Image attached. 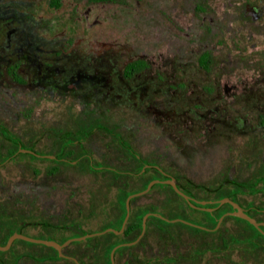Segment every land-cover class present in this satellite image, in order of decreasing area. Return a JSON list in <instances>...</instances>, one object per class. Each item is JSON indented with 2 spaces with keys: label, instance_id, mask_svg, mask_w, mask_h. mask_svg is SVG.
I'll return each instance as SVG.
<instances>
[{
  "label": "rangeland",
  "instance_id": "rangeland-1",
  "mask_svg": "<svg viewBox=\"0 0 264 264\" xmlns=\"http://www.w3.org/2000/svg\"><path fill=\"white\" fill-rule=\"evenodd\" d=\"M175 1L178 16L187 18L194 11V17L203 15L213 19L215 24H210L212 30H206L204 35L208 44L215 45L217 51L211 72L205 74L196 68L179 70L180 81L187 83L185 87L177 89L181 95L205 99L207 91L204 86L215 75L212 73L214 69L220 65L227 77L233 78L238 67L259 69L261 76H264V8L263 18L257 22H239L247 4L264 6V0ZM163 10L170 11L169 8ZM219 17L225 18L221 32L215 29ZM252 94L264 97V87L253 90ZM74 96L68 93L62 99H19L14 105L0 107V123L5 124L19 138L23 149L43 156L42 159H32L24 153L16 154L2 164L8 149L13 148L0 136V241L11 229L34 238L49 235L57 239H63L69 234L98 232L105 224L117 223L115 217L119 210L118 201L122 197L119 189L138 190L149 180L147 174H138L132 159L116 139L104 132H96L84 138L80 146L68 148L73 153L60 164L44 157L51 155L54 159L59 146L67 141L66 136L71 133L70 140L76 141L84 136L86 125L78 126L79 109ZM241 104L243 112H248L250 116L246 117L245 125L240 119L236 123L227 120L224 128L226 144L235 149L232 141L236 130L246 133L245 130L250 127L256 131L253 136L243 135V150L248 151L254 147L255 151L264 150V104ZM107 107L108 112L105 108L101 109L99 123L129 141L134 152L140 156H154L158 150L155 137L150 134L148 138H143L138 131L128 129L132 114L127 108L117 105ZM190 108L193 109L192 106ZM181 114L191 118V115L187 116L182 111ZM172 123L171 119L163 120L165 134L172 129L185 130L181 122L175 127H172ZM185 138L182 137L183 144ZM166 141L159 150L162 157L159 160L154 157L151 159L158 161L171 175L179 178L180 186L198 201L214 196L211 192L216 186L214 183L220 175L226 176L229 170L224 165L223 152L220 150L217 158L213 159L212 152L215 150L211 143L197 147L184 146L179 151L168 147ZM228 155L232 156L229 152ZM213 160H217L215 165ZM209 162L214 166L209 167ZM54 167L57 168L55 171ZM107 169L131 174L132 177L114 181L106 172ZM234 170L239 171L236 168ZM253 171L245 170L243 178ZM234 177L238 179V173ZM235 201L253 218L264 223L262 195L237 196ZM148 206H153L155 211L168 217L186 221L187 226L206 232H195L180 222H166L162 219L152 221L146 225L147 232L142 235L137 246L116 254L114 264H142L147 259H153V264H264V226L261 230L253 229L242 219L224 216L216 231L210 230L203 226L206 224L205 214L187 207L167 188L157 186L145 195L136 197L131 204L133 209ZM98 237L91 241L85 239L72 242L68 250L82 252L83 255H78L79 260L81 264H88L91 248L101 241ZM14 242L31 250H48V247L41 244L19 239Z\"/></svg>",
  "mask_w": 264,
  "mask_h": 264
},
{
  "label": "flooded vegetation",
  "instance_id": "flooded-vegetation-1",
  "mask_svg": "<svg viewBox=\"0 0 264 264\" xmlns=\"http://www.w3.org/2000/svg\"><path fill=\"white\" fill-rule=\"evenodd\" d=\"M263 8L247 4L239 22H257L263 18ZM176 11L175 0H0V107L14 105L19 99H62L71 93L79 109L78 126L86 125L84 137L72 147L80 146L84 138L96 132H104L118 145L122 141L128 146L137 158L130 157L133 167L140 168L141 175L153 180L171 177L179 187V178L156 161L162 157V143L168 140V147L179 151L184 146L211 143L215 150L212 158H217L221 150L229 169L214 184L250 185L254 191L240 188L236 197H264V150L255 151L254 147L244 151L242 144L243 135L253 136L256 130H236L232 141L235 149L224 137L227 120L236 123L240 119L246 124L250 114L243 112L241 103L264 104V97L252 94L264 87V76L259 69L238 67L233 78L227 77L220 65L204 86L205 99L181 95L177 89L187 83L180 81L179 70L211 72L217 51L204 35L212 30L210 24H215L211 17H194L193 11L184 18ZM224 21L219 17L216 23L219 32L224 29ZM202 57L206 64L201 63ZM115 105L132 114L129 130L138 131L143 138L150 134L155 137L158 150L151 158L156 160L140 156L129 141L99 123L101 109L108 112L107 106ZM166 118L172 120V127L181 122L185 130L172 129L165 134ZM0 125L11 132L5 124ZM0 136L11 148L1 128ZM216 162L212 161L214 165ZM247 169L254 171L243 178ZM237 173L238 179L234 177ZM2 240L0 246L5 244ZM68 246L60 257L54 250H31L13 242L0 251V264H81L79 256L83 253L68 250ZM146 261L154 263L147 259L142 264Z\"/></svg>",
  "mask_w": 264,
  "mask_h": 264
},
{
  "label": "trees",
  "instance_id": "trees-1",
  "mask_svg": "<svg viewBox=\"0 0 264 264\" xmlns=\"http://www.w3.org/2000/svg\"><path fill=\"white\" fill-rule=\"evenodd\" d=\"M201 63L202 64H206V58L205 57H202L201 58ZM0 128L3 129L4 136L6 137V139L10 142L11 146L13 147V149L11 151H9L6 154L5 158L2 160L1 163L3 164L7 160L14 158L16 154H22V152H20L19 149H23L24 147H23V145H21L19 138L17 136H15L14 134H12L5 126L0 125ZM113 135H114V133H113ZM71 136H72V133H71L70 136L69 135L66 136V140L67 141L61 143V145L59 146L58 153L55 154V158L54 159H50V158H47V159L48 160H51L52 162H56L57 164H60V163H62L64 161L63 160L64 158H66L68 155L72 154L73 151L71 149H68V148H70L71 145L74 144V142H79L81 139L79 138L76 141L75 140H70V137ZM83 137L84 136H82V138ZM116 137L118 138V136H116ZM119 145L127 152V154L130 157H132L134 160H137V158L129 150L128 146L126 144H124V142L121 141L119 143ZM24 155H26V156H28V157H30L32 159H42L43 158V156H35V155L29 154V153H24ZM88 162H89V160H88ZM56 169L57 168L54 167L53 168V171H55ZM137 170H138V174L140 175L141 169L140 168H137ZM106 172L110 174L111 178L114 181L124 180L126 178H131L132 177L131 174L129 175L127 173L120 172V171H116V170H113V169H107ZM154 172L157 173V174H160L157 171H154ZM151 180H153V179L150 178L148 181H146L145 183H143L138 190L125 191L124 189H119V191L121 190L120 193H121L122 197L118 201V209L119 210H118L117 216L115 217V219L117 220V223L116 224H113V223L105 224L98 231L104 230L106 228H113L115 230H119V228L121 226V223H122V220H123L124 215H125V207H124V200H125V198L128 195H130V194H133L135 192H139V191L143 190L145 188L146 184L149 181H151ZM155 186L161 187V188H167L171 193H173V195H175L183 203H185L187 205V207H189L188 204H187V202L183 198H181L180 196H178L168 185L155 184V185H153L151 187L150 190H152ZM240 188H247V189L250 190V192L251 191H254L253 187L250 186V185L245 186L244 184L243 185H236V184H232V185L218 184L211 191L214 196L205 198L204 200H200V201H213L214 202V203H211V204L210 203H206L204 205L197 204L198 207H201V208H204V209H210L211 210L210 212L209 211H206V210H198L201 213L205 214V216H206V218L208 220L206 222V224L209 222V224H208L209 227H207L206 224L203 225V226H205L206 228H208L210 230H213L214 229V227L216 225V222H217V219L219 217L223 216L226 212H229V211L232 210V208H231V206L229 204H227V203H225V204H219L216 201L217 200H220L222 198L227 197V198L233 200L234 202H236L235 201V198H236V195L239 193V191H240L239 189ZM178 189L181 190L184 194H186L188 196H191V195L193 196V194L185 191L180 186L178 187ZM134 199H136V197L130 200V213H129V218L127 220V223H126V225L124 227L123 232L120 235H117V236H115V235H113L111 233H106V234L100 235L98 237V240L101 239V241L94 248H91L92 250L90 252V255L88 256L89 257V260H90V263H88V264H110L109 254H110V251L112 250V248H114L115 246H117L119 244L133 242V241H135L137 239V237L139 236V234L141 232L142 218H143V216L145 214H147V213H156V214L162 215L163 217H166V218H170V219H175L176 218V217H168L167 215H165L164 213H162L160 211H155V209H154L153 206L137 207V208L133 209L131 207V204H132V201ZM246 213L249 214L248 212H246ZM158 220H161V219L158 218V217H156V216H154V215H149L148 218H147L146 225L148 226L150 222H152V221H158ZM244 222H246V221H244ZM181 224H183V223H181ZM183 225L184 226H187L186 224H183ZM249 226L252 227L253 229H255L253 226H251V225H249ZM187 227H190L195 232H201V231L202 232H206L205 230L200 229V228H197V227H193V226H187ZM214 231H216V230H214ZM14 232H19V231L12 230V229L10 231H8V233L6 234L5 238L2 240V243H4L7 240V238L12 233H14ZM145 232H147L146 231V226H145ZM84 234H87V232H84V233L81 232L79 234L78 233L77 234H69V235H66L63 239H59L58 242L61 243V242L65 241L68 238H73V237L81 236V235H84ZM40 238L50 239V238L47 237V235L45 237H40ZM87 239L91 241V240H94V237L87 238ZM50 240H53V239H50ZM141 240H142V238H140L133 245L120 246V247H118L115 250V252H114V258L116 256V254H118V253H120L122 251H127V250H130L132 248H135L137 246V244ZM48 250L52 251V249L49 248V247H48ZM148 262L149 261H146L144 264H147Z\"/></svg>",
  "mask_w": 264,
  "mask_h": 264
},
{
  "label": "water",
  "instance_id": "water-1",
  "mask_svg": "<svg viewBox=\"0 0 264 264\" xmlns=\"http://www.w3.org/2000/svg\"><path fill=\"white\" fill-rule=\"evenodd\" d=\"M19 151L22 152V153H29V154H32V155H35V156H41V155H38L37 153L31 151V150L19 149ZM44 157L50 158V159L53 158V156H51V155H46ZM155 184L168 185L178 196L183 198L187 202L188 206L190 208H192V209L206 210V211H209V212L211 211L210 209H204V208L198 207L197 204H200V205H204L206 203H210L211 204V203H214L213 201H198V200L193 199L192 197L184 194L181 190L178 189V187L176 185V182H175V180L173 178L167 177V178H164V179H161V180L154 179V180L149 181L146 184V186H145V188L143 190H141L139 192H135L133 194H130V195H128L125 198V200H124L125 215H124V218L122 220V223H121V226H120L119 230H115L113 228H106V229L98 231V232H90V233H87V234H84V235H81V236L68 238L65 241L61 242V243H57L56 241L50 240V239L34 238V237L26 236V235H24L22 233H19V232H14L7 238V240L5 241V244L3 246H0V251L7 250L10 247V245L14 242V240L19 239V240H22V241H25V242H28V243L41 244V245H44L46 247H49L52 250L56 251L60 257H62L63 256L61 254L62 249L64 247H66L67 245H69L70 243H72V242L82 241V240H85L87 238L100 236V235H103V234H106V233H111V234H113L115 236L120 235L123 232L124 227H125V225L127 223V220L129 218L130 200L135 198V197H140V196L145 195L146 193L149 192L151 187L153 185H155ZM216 202L219 203V204L227 203V204H229L231 206L232 210L229 211V212H226L223 216H221V217H219L217 219L216 225H215L213 230H216L219 227L220 222L222 221L224 216H232V217H236V218L242 219V220L246 221L249 225L253 226L255 229H258V230H261V227L264 226L263 222H259L255 218L251 217L249 214H247L233 200L225 197V198H222L220 200H217ZM149 215H154V216H156V217H158V218H160V219H162V220H164L166 222H181V223L187 224L186 221H183V220H180V219H168V218L163 217L162 215H159V214H156V213H147V214H145L143 216V218H142L141 232H140L139 236L137 237V239L135 241H133V242L119 244V245L115 246L114 248H112V250L110 251V254H109L110 264H114V252H115V250L118 247L133 245L142 237V235L145 232L146 218Z\"/></svg>",
  "mask_w": 264,
  "mask_h": 264
},
{
  "label": "crops",
  "instance_id": "crops-1",
  "mask_svg": "<svg viewBox=\"0 0 264 264\" xmlns=\"http://www.w3.org/2000/svg\"><path fill=\"white\" fill-rule=\"evenodd\" d=\"M48 238H50V239H53L54 241H56L57 243H59L58 241H59V239H57V238H55V237H52V236H47Z\"/></svg>",
  "mask_w": 264,
  "mask_h": 264
}]
</instances>
